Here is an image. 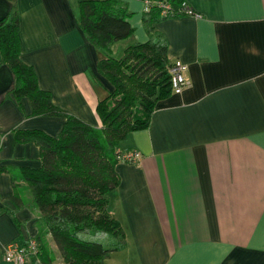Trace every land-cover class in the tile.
Segmentation results:
<instances>
[{
  "label": "crops",
  "instance_id": "obj_1",
  "mask_svg": "<svg viewBox=\"0 0 264 264\" xmlns=\"http://www.w3.org/2000/svg\"><path fill=\"white\" fill-rule=\"evenodd\" d=\"M123 1L134 34L113 46L116 57L149 39L144 0ZM185 1L200 17L165 18L156 28L168 40L170 59L188 65L190 83L157 103L148 129L121 143L122 152L138 150L142 157L116 165L120 185L109 194L108 209L125 237L107 238L123 243L103 264H264V0ZM77 2L0 0V20L17 8L21 58L36 70L40 88L99 126L96 105L114 86L98 71L105 54L80 28ZM22 106L12 93L0 105V167H40L39 147L15 143L12 131L57 136L66 120L29 116L28 97ZM16 174L0 172V264H14L4 259L7 245L26 244L41 226L21 178L25 204L17 208ZM47 242L60 264L51 235Z\"/></svg>",
  "mask_w": 264,
  "mask_h": 264
},
{
  "label": "trees",
  "instance_id": "obj_2",
  "mask_svg": "<svg viewBox=\"0 0 264 264\" xmlns=\"http://www.w3.org/2000/svg\"><path fill=\"white\" fill-rule=\"evenodd\" d=\"M185 0H168L166 15L158 5L143 13L146 42L128 46L122 56L112 54L113 46L134 34L129 22L133 15L123 0H78V23L86 38L105 57L98 71L114 90L96 105L100 125H92L56 105L50 91L41 89L32 65L21 58L20 14L15 7L0 20V67L6 65L13 84L0 99V105L13 94L22 110V99L32 102L29 116H55L66 120L57 136L42 129H14L15 143L34 142L40 149L41 166L0 172L13 175L17 208L25 201L16 183L25 180L41 213V226L34 237L40 248L27 264H56L48 246L51 235L66 264H103L110 252L123 243L108 242V237L124 238L121 224L108 209L109 194L120 185L116 165L122 161L121 143L134 131L148 129L157 103L173 94L171 67L165 35L156 27L165 18L185 16ZM15 218V212L6 208ZM118 239V238H117Z\"/></svg>",
  "mask_w": 264,
  "mask_h": 264
},
{
  "label": "built area",
  "instance_id": "obj_3",
  "mask_svg": "<svg viewBox=\"0 0 264 264\" xmlns=\"http://www.w3.org/2000/svg\"><path fill=\"white\" fill-rule=\"evenodd\" d=\"M145 9L148 10L152 5H158L162 9V14L166 15L168 11L171 9L170 3L168 0H144ZM182 11L187 16L200 17V14L195 12L186 1L183 2ZM188 72V65L184 63L182 60L177 59L173 61L171 67L172 74V86L173 93H181L186 87L189 85L188 78L186 76ZM138 151V150H137ZM138 156V161L141 159L142 155L133 154L130 156H124L123 152L121 155L122 161L125 162H133L134 157ZM39 243L35 238H31L27 241L26 244H19L17 242H13L7 245L5 249L4 259L8 262H12L14 264H27L28 257L31 254L38 256L40 253ZM38 264H44L41 260H37Z\"/></svg>",
  "mask_w": 264,
  "mask_h": 264
},
{
  "label": "water",
  "instance_id": "obj_4",
  "mask_svg": "<svg viewBox=\"0 0 264 264\" xmlns=\"http://www.w3.org/2000/svg\"><path fill=\"white\" fill-rule=\"evenodd\" d=\"M13 84V76L10 69L3 65L0 67V97L8 91Z\"/></svg>",
  "mask_w": 264,
  "mask_h": 264
},
{
  "label": "bare ground",
  "instance_id": "obj_5",
  "mask_svg": "<svg viewBox=\"0 0 264 264\" xmlns=\"http://www.w3.org/2000/svg\"><path fill=\"white\" fill-rule=\"evenodd\" d=\"M133 154H135V155L136 154H140L141 155V153L139 151H137V150H134V151H124L123 152V155L124 156H130V155H133ZM140 161H141V159L138 161V156H135L133 162H129V163H131V164H137Z\"/></svg>",
  "mask_w": 264,
  "mask_h": 264
},
{
  "label": "rangeland",
  "instance_id": "obj_6",
  "mask_svg": "<svg viewBox=\"0 0 264 264\" xmlns=\"http://www.w3.org/2000/svg\"><path fill=\"white\" fill-rule=\"evenodd\" d=\"M114 241H115V239H114ZM60 264H66V263L63 261V259H61Z\"/></svg>",
  "mask_w": 264,
  "mask_h": 264
}]
</instances>
